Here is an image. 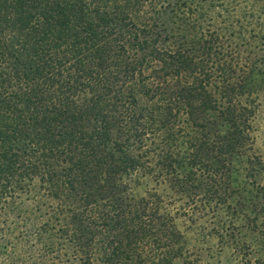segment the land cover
<instances>
[{
	"label": "trees",
	"instance_id": "16d2710c",
	"mask_svg": "<svg viewBox=\"0 0 264 264\" xmlns=\"http://www.w3.org/2000/svg\"><path fill=\"white\" fill-rule=\"evenodd\" d=\"M260 123L264 0H0V252L190 263L179 217L223 207L264 235Z\"/></svg>",
	"mask_w": 264,
	"mask_h": 264
},
{
	"label": "rangeland",
	"instance_id": "374dc122",
	"mask_svg": "<svg viewBox=\"0 0 264 264\" xmlns=\"http://www.w3.org/2000/svg\"><path fill=\"white\" fill-rule=\"evenodd\" d=\"M254 150L264 159V123L258 125V134ZM242 180L239 174H231V182L236 187ZM150 187L148 179L135 188L134 191L143 195ZM239 198L233 200L237 204ZM247 216L242 211L233 212L222 208L213 216L204 215L190 218L179 217L177 224L184 233L188 247V261L185 264H264V235L254 231L247 223ZM9 246V247H8ZM2 247L0 252V264H39L35 260V254L41 251L37 248L35 254L29 250L22 256L16 255L11 246ZM43 253V252H42ZM44 254V253H43ZM33 257V258H32ZM46 264H52V259L45 257ZM179 260L177 264H182Z\"/></svg>",
	"mask_w": 264,
	"mask_h": 264
}]
</instances>
